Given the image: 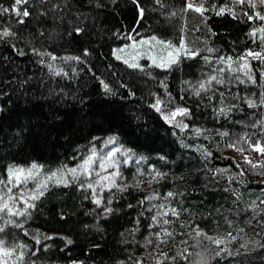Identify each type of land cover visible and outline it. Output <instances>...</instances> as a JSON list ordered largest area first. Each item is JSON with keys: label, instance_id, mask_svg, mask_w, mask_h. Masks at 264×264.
I'll use <instances>...</instances> for the list:
<instances>
[{"label": "trees", "instance_id": "trees-1", "mask_svg": "<svg viewBox=\"0 0 264 264\" xmlns=\"http://www.w3.org/2000/svg\"><path fill=\"white\" fill-rule=\"evenodd\" d=\"M9 0H0V4L7 5ZM219 3L231 4L232 0H217ZM95 4V0H92ZM88 4V0H85ZM148 9L146 18L137 26L136 10L133 0H103V5L92 11L95 22L90 19L88 23L93 25L90 28L89 37L80 39H71L69 37L53 38L50 43L46 44L51 51L57 54L56 64L62 67L67 75L49 74L45 65H40L30 52L21 57L14 53L4 41H0V53L11 58L14 63L9 67L8 63L0 57V90L5 94L0 96V105L3 111H0V176L6 178V167L9 164L29 165L33 161L44 165V171L48 172L55 169L59 164L69 165L77 164L83 156H86L92 149V146H100L101 143L110 135L109 122L111 121L112 132H120L119 146L130 149L135 155H144L146 160L140 161L139 166L144 167L147 164L155 163L157 168L170 170L171 175L166 181L159 184L153 183L150 187H144L140 191H132V197H126L123 202H117V207H123L130 199L138 200L141 196L148 195L153 190L166 193L169 189L176 190L187 187L189 190L195 185L202 188L200 194L191 191L184 192V199L196 209V223L204 228L209 234L232 231L224 222L223 218H217L216 215L209 217L201 215L214 211L220 205L225 209L231 208L229 194L224 191L227 178L220 183L219 190L204 189L205 174L201 164V153L196 150L197 143L219 145L217 155L220 151L240 158L239 154L230 147H225L229 142V137H222L219 134L221 129H227L233 139L236 134L251 132L252 129L246 127V124L253 123L251 113L257 109H248L247 104L240 100L235 93L239 91L244 93L251 90L258 94V88L254 85L244 83H233L228 85H216L221 91L228 88L225 93L224 104L226 106L235 105L234 111L228 117L220 118L219 114L212 115V104L219 105V96L212 101L210 97L208 104L200 98H189L181 101L180 91L182 88L181 80L189 76L193 80L201 78V68L206 72L207 66L201 58L198 63L191 64L186 61L182 70L167 71L153 65H146V70L141 72L138 69L128 67L122 61L117 60L111 55V49L115 46L122 45L128 39L127 33L134 32V36H151L155 33L157 36L173 39L178 43L175 33L179 28L176 23L178 18L165 16L166 12L172 11L173 8L179 9L182 6V0H161V5H157L155 0H144ZM46 28L51 29L54 25L51 17L41 20ZM7 14H0V25L8 24ZM36 19L28 21L23 26L25 35L34 30ZM191 15L189 16L190 26L194 24ZM207 24L214 28L218 35L213 37L215 43L212 45L220 52H227L233 56H239L244 53L245 48L259 49L264 48V41L260 39L259 33L255 37L247 36L249 28L264 24V21L256 20L254 22L244 23L236 21L228 16H216L209 13ZM16 27H21L17 25ZM227 30V35L225 31ZM117 30L125 33L118 35ZM135 30V31H134ZM203 31L190 32L189 38L203 35ZM233 41L237 43L233 45ZM91 45L93 49L91 56L86 57L87 64L83 61L73 59H59L64 56L80 55L84 47ZM23 47V44L21 45ZM206 54V53H205ZM254 67L259 65V61L252 59ZM76 69V71H73ZM150 71L154 75L149 76ZM20 73H26V76ZM16 79L13 80L12 77ZM167 76L166 83L168 91L174 97L173 104L176 103H195L200 104L199 108L194 107L196 112L195 123L208 129H215L216 134L212 141H206L203 136L196 137L188 135L189 130L183 134L176 129V135H173V125L167 124L160 117L159 113L151 109L149 101H154L156 94L160 95L162 100L167 101L168 96L162 85L158 83L160 79ZM101 79L107 81L113 86L116 95H105L101 84ZM130 84L136 91V96H129L128 91L121 87V83ZM66 92L67 95L62 93ZM81 98H87L86 103L91 112L88 113L87 120L80 119ZM243 105L244 111H241ZM87 110V109H85ZM247 113V115H246ZM117 115L122 120L114 119ZM54 116H62L63 119H54ZM139 116V123L144 120L148 121L149 126L155 127L163 139H157L156 144L146 143L142 134H136ZM127 117H132L131 125L127 122ZM179 119V117L177 118ZM121 129H123L121 131ZM95 136L99 143L93 140ZM255 139V138H254ZM183 141V143H181ZM163 144L167 153H170V160L165 162L157 160L155 152L152 150L157 145ZM192 145V147H188ZM247 147V146H246ZM251 155H253L252 151ZM77 153L80 155L78 156ZM259 155H253L254 159H259ZM258 157V158H257ZM231 161L217 160L212 162L213 167L224 166ZM167 164V167L163 166ZM135 161L129 166L122 169L127 177L136 168ZM249 180L264 181V176L256 173H249ZM208 180H214L209 174ZM232 187H239L243 194L244 200L250 197L260 196L261 189L264 185L257 186L256 183H247L245 185L233 184ZM134 202V200H132ZM158 201L153 200L156 204ZM258 202V201H257ZM83 205V207H82ZM90 201L82 200V193L77 189L75 184L71 186H62L53 184L39 201L37 209L33 210L30 219L26 220V227L33 234L37 232L41 237L49 233H57L52 239L44 242L49 244L47 250L41 249L40 260L42 264H71L73 260L83 261L84 264H113V261L125 259L128 249L135 250L134 244H122L121 232L124 228L130 227V221L134 220L139 209H125V215L113 217L107 221H100L102 229L96 227V222L91 215L87 214V209L91 208ZM146 207V206H145ZM244 205L241 203V208ZM65 211L68 213L66 218H61L59 213ZM152 213L149 212L148 215ZM225 215L227 212L225 211ZM251 210L241 213V220H247L251 217ZM147 220V216L142 217ZM88 225L89 227H85ZM243 227V224L240 225ZM179 231L187 232V228ZM264 228H256L255 225L244 228V232L237 236L236 240L230 241V246L238 250L239 254L229 258V264H264V248H260L250 243L259 240L264 243ZM146 232L141 230L137 239H142ZM5 238L9 245L13 241L23 240L25 243L34 244L31 236L26 235L23 231L8 225L7 230L0 234ZM233 235H236L233 232ZM65 237L71 239L68 242ZM183 236H178L166 248L160 250H171L170 254H175L176 245ZM189 245L193 241H187ZM205 244L208 242L205 240ZM247 243L248 250L245 251L241 246ZM99 244V247L93 245ZM140 247V251H143ZM201 249L193 248V252H200ZM196 259L195 256L192 257ZM12 264V260H11Z\"/></svg>", "mask_w": 264, "mask_h": 264}, {"label": "snow or ice", "instance_id": "snow-or-ice-1", "mask_svg": "<svg viewBox=\"0 0 264 264\" xmlns=\"http://www.w3.org/2000/svg\"><path fill=\"white\" fill-rule=\"evenodd\" d=\"M115 3V0H114ZM157 5H161V0H155ZM136 10V24L139 26L146 18L147 8L144 0H133ZM104 6L103 0H9L7 5L0 4V14H7L9 23L0 25V41H4L12 51L19 56L26 55V51L32 54V57L40 65H45L49 74L67 75L62 67L56 64L57 54L51 51L46 44L50 43L53 38L69 37L71 39H80L89 37L90 25L88 21L95 17L92 11L97 7ZM209 13L216 16H231L233 20L243 21L244 23L254 22L256 20L264 21V0H232L231 4L219 3L217 0H182V6L177 10L166 12L165 16L178 18L176 23L179 28L175 33L178 43L173 39H166L153 33L151 36H141L139 39L134 38V32H128L127 37L130 44H122L111 49V55L124 64L141 72L146 70V65L140 62V57L147 55L151 65L169 72L182 70V66L187 61L189 67L191 64L198 63L202 58L207 71L201 68V78L193 80L190 76L181 80V101L189 98H200L204 104H208L210 97L212 101L219 96V105L212 104V115L219 114L220 118L230 116L234 111L235 105L226 106L223 102L225 93L228 88L221 91L216 85H228L244 83L254 85L258 88V94L251 90L244 93L237 91L236 96L247 104L248 109H257L251 113L253 123L245 126L252 129L251 132L236 134L233 139L227 129L219 131L220 136L229 137V142L225 147L234 149L240 156H230L223 151L217 155L219 145L197 143L196 150L201 153V164L205 174L204 189L219 190L220 183L227 178L224 191L229 194L232 207L225 209L220 205L214 211L202 213L209 217L216 215L217 218H223L224 222L232 231L209 234L204 228L196 223L197 212L192 205L185 207L188 202L184 199V192L200 194L203 189L195 185L189 190L186 186L176 189H169L163 193L153 190L148 195L141 196L138 200L130 199L123 207H117V202H123L126 197H132V191H140L148 184H159L166 181L171 175V171L157 168L155 163L147 164L140 167V161L147 159L144 155H135L130 149L117 147L119 143L120 132L111 131V121L109 122L110 135L105 139L102 146L104 152L101 154L96 150L95 144L86 156L80 159L75 165L65 163L59 164L55 169L43 172L44 165L33 161L28 167L17 165L15 163L7 165L6 178L0 176V215L3 216L4 222L0 223V234H3L8 225L23 231L26 235L31 236L34 244L25 243L23 240L13 241L9 245L8 241L0 235V264H42L40 260L41 249L47 250L49 244L44 242L52 239L57 233H49L41 237L37 232L33 234L27 228L26 220L30 219L33 210L37 209V201L45 195L49 188L55 185L71 186L75 184L77 189L82 193L83 201H90L91 208L87 209V214L91 215L96 222V227L102 229L100 221H107L113 217L125 215V209H139L133 221H130V227L124 228L121 232L122 244H134L135 250L128 249L125 259L113 261V264H229V258L239 254L230 246V241L236 240L237 236L244 232V228L255 225L256 228H264V188L261 189L260 196L244 200L243 194L239 187H232L233 184L245 185L247 183H256L259 187L264 185V181L249 180V173H256L264 176V48L252 49L245 48L244 53L239 56H233L229 53L220 52L212 45L215 43L213 37L218 35L217 31L207 24ZM191 15L194 24L190 26L189 16ZM51 17L53 27L46 28L41 20ZM35 18L37 23L33 31L24 33L23 26L28 21ZM17 25L21 27H16ZM135 31V30H134ZM203 31L204 34L199 37L189 38V33ZM225 35L227 30L225 29ZM259 33L260 39L264 41V24L252 26L249 28L247 36L255 37ZM118 35L125 33L117 30ZM233 45L237 42L233 41ZM23 44V47L21 46ZM93 49L91 45L83 48L80 55L64 56L59 59H73L83 61L87 64L86 57L91 56ZM206 53V54H205ZM3 61L11 67L14 61L7 55L0 53ZM259 61V65L254 67L251 60ZM76 71V69H73ZM26 76V73H20ZM147 75H154L148 71ZM16 79L15 76L12 77ZM167 76L160 79L158 83L162 85L167 93V101L162 100L159 94H156L154 101H149L151 109L159 113L160 117L169 125H173V135H176V129L183 134L185 130L188 135L196 137L203 136L206 141H212L216 134L215 129H208L195 123L196 112L194 107L199 108L200 104H185L183 102L173 104L174 97L168 91L166 83ZM101 84L105 95H116L113 86L107 81L101 79ZM121 87L128 91L129 96H136V91L127 83H121ZM5 93L0 90V96ZM67 95L66 92L62 93ZM87 98H81L80 119L87 120L91 108L85 102ZM87 109V110H85ZM0 111L3 106L0 105ZM241 111H244L241 105ZM247 115V113H246ZM179 117V119H177ZM54 119H63L62 116H54ZM114 119L122 120L117 115ZM127 122L131 125L132 117H127ZM138 121L136 134H142L146 143L156 144L157 139H163L155 127L149 126L148 121ZM123 129H121L122 131ZM255 138V139H254ZM93 140L99 143L95 136ZM183 143V141H181ZM111 146V147H109ZM247 146V147H246ZM192 147V145H188ZM157 160L169 161L170 153H167L163 144L157 145L154 149ZM252 151L253 155H259V159H254L253 155L248 152ZM79 156L80 154L77 153ZM217 160L231 161L224 166L213 167L212 162ZM135 161V171L131 177H127L122 170L125 165H130ZM98 165V166H97ZM167 167V164L163 166ZM209 174L214 180H208ZM32 181L35 183L34 188H26L25 185ZM18 189L14 191L13 189ZM134 200V202H132ZM157 200L156 204L152 201ZM258 201V202H257ZM241 203L244 207L241 208ZM146 206V207H145ZM83 207V205H82ZM251 210V217L246 221L241 220V213ZM225 211L227 214L225 215ZM151 212V215L148 213ZM60 217L66 218L68 213L61 211ZM147 216V220L142 217ZM241 223L243 227H241ZM187 228V232L179 231ZM85 227H89L85 225ZM146 232L142 239H137L141 230ZM233 232L236 235H233ZM264 235V232L261 233ZM178 236H183L179 244L176 245L175 254H170L171 250L161 251L162 247L166 248ZM69 243L71 239L65 237ZM191 239L192 245L187 241ZM208 243L205 244L204 241ZM257 247L264 248L261 241H251ZM99 244L93 247H99ZM143 251H140V247ZM245 251L248 250L247 243L241 246ZM193 248L201 249L200 252H193ZM196 259L193 260L192 257ZM71 264H84L83 261L73 260ZM234 264V262H233Z\"/></svg>", "mask_w": 264, "mask_h": 264}, {"label": "rangeland", "instance_id": "rangeland-1", "mask_svg": "<svg viewBox=\"0 0 264 264\" xmlns=\"http://www.w3.org/2000/svg\"><path fill=\"white\" fill-rule=\"evenodd\" d=\"M134 38L136 39H139L140 37H137V36H134ZM131 41L129 39L126 40V42L124 44H130ZM121 61V60H120ZM123 62V61H122ZM140 62L141 63H146V64H151V61L148 59V56L147 55H144V56H141L140 57ZM124 63V62H123ZM129 67V66H128ZM105 144V141L103 143L100 144V146H96V150L99 152V153H103L104 152V148L102 147L103 145ZM117 147H120L118 144L116 145ZM111 147V146H109ZM249 155H251V152H248ZM259 157V156H258ZM257 157V158H258ZM80 162V161H79ZM78 162V163H79ZM77 163V164H78ZM30 165V164H29ZM29 165H26L25 167H28ZM98 166V165H97ZM125 166H129V165H125ZM43 172H45L44 170H42ZM46 173V172H45ZM152 184H148L146 187H150ZM26 188H34L35 187V183L32 182V181H29V183L27 185H25ZM14 191H17L18 189L14 188L13 189ZM4 222V219H3V216L0 215V223H3ZM9 264H11V259H9Z\"/></svg>", "mask_w": 264, "mask_h": 264}]
</instances>
